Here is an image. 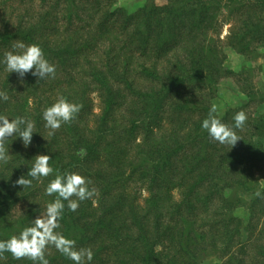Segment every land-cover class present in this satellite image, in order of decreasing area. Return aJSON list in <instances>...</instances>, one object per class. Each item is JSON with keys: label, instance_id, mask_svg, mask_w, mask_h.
Here are the masks:
<instances>
[{"label": "trees", "instance_id": "1", "mask_svg": "<svg viewBox=\"0 0 264 264\" xmlns=\"http://www.w3.org/2000/svg\"><path fill=\"white\" fill-rule=\"evenodd\" d=\"M114 1L0 0V61L19 41L39 45L56 66L54 78L38 81L0 62L9 95L0 114L24 116L36 132L27 147L18 136L7 141L0 240L31 226L55 198L45 194L54 175L16 184L37 155H50L56 172L86 176L98 191L95 204L66 207L58 229L92 249L91 264H203L210 255L264 264V115L250 110L264 107V92L243 86L249 101L217 113L230 126L237 112L247 115L233 148L201 128L220 81L244 74L225 65L226 49L264 57V0H144L135 13ZM60 97L82 108L53 132L42 113ZM242 207L248 222L236 215ZM45 256L73 264L54 246ZM0 264L32 262L5 252Z\"/></svg>", "mask_w": 264, "mask_h": 264}, {"label": "clouds", "instance_id": "2", "mask_svg": "<svg viewBox=\"0 0 264 264\" xmlns=\"http://www.w3.org/2000/svg\"><path fill=\"white\" fill-rule=\"evenodd\" d=\"M14 50L4 54L2 62L9 73H17L19 77H25L29 72L38 78V81L54 78L56 66L45 56L44 50L36 44L26 45L23 42L13 44ZM0 100L8 101L6 90H0ZM82 105L60 97L42 113L45 127L53 132L62 124L73 121ZM218 109L213 105L207 118L201 123L208 137L220 144L231 145L232 148L242 138L237 135L236 129H241L247 120L246 113L241 110L233 116L234 124L231 126L218 118ZM35 124L24 116L9 118L0 114V163H7L9 151L7 141L9 137L22 138L25 147L29 146L33 139ZM50 155H37L34 163L26 175L21 176L16 184L24 189L32 186L33 181L54 175L45 189L47 196L55 198L47 204L46 212L33 220L32 225L25 227L18 235H13L7 240H0V254L10 253L14 259L27 258L32 264H49L45 251L49 246H54L62 255L71 260L73 264H91L94 252L91 248H77L76 241L63 235L58 229L60 220L67 207L75 212L80 203L92 200L98 195L96 188L90 187L91 180L75 172L58 173L49 163ZM264 182V181H261ZM257 196L261 193L257 192ZM67 202V203H65Z\"/></svg>", "mask_w": 264, "mask_h": 264}, {"label": "rangeland", "instance_id": "3", "mask_svg": "<svg viewBox=\"0 0 264 264\" xmlns=\"http://www.w3.org/2000/svg\"><path fill=\"white\" fill-rule=\"evenodd\" d=\"M144 2V0H115L114 5L118 9H125L129 13H135ZM157 2L159 4L164 3L162 0ZM228 29V24L223 26L222 38L228 34ZM226 56L225 65L235 72H240L244 69V74L242 77H237L231 76L232 74L229 73L220 81L218 95L213 102L220 116H223L230 109L242 107L249 101V97L244 91L243 86L246 87V91L264 92L263 55H260L258 58L252 56L253 58L246 59L243 54H240L232 48H227ZM249 66H253L255 69L247 70ZM240 79H242L241 82H239ZM250 108L253 113L264 115V107L261 108L257 104H251ZM143 200L144 198L141 199L142 202ZM236 215L241 217L245 222L249 221L250 215L246 207L237 209ZM263 226L264 223L261 224L260 228ZM203 264H223V260L219 259L217 256L210 255L205 258Z\"/></svg>", "mask_w": 264, "mask_h": 264}]
</instances>
